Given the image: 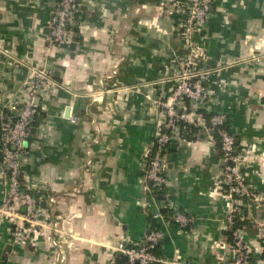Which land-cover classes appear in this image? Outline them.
I'll use <instances>...</instances> for the list:
<instances>
[{
	"label": "crops",
	"instance_id": "0c3cea01",
	"mask_svg": "<svg viewBox=\"0 0 264 264\" xmlns=\"http://www.w3.org/2000/svg\"><path fill=\"white\" fill-rule=\"evenodd\" d=\"M185 1L78 0L70 42L55 46L48 22L56 0H0V117L14 116L13 107L29 100L31 67H45L56 83L33 99L37 112L19 159L20 182L32 190L39 214L30 224L19 201L0 214V264H113L118 245L139 241L150 219L162 233L160 258L233 264L234 203L246 239L258 245L264 0L212 1L205 24L192 33L208 73L206 92L179 106L207 130L182 126L165 146L160 191L144 179L147 152L166 118L156 100L169 95L186 52L178 30ZM214 113L224 116L257 200L235 201L226 192L204 116ZM1 168L0 155V205ZM176 211L185 222L174 219Z\"/></svg>",
	"mask_w": 264,
	"mask_h": 264
},
{
	"label": "built area",
	"instance_id": "2783aa9c",
	"mask_svg": "<svg viewBox=\"0 0 264 264\" xmlns=\"http://www.w3.org/2000/svg\"><path fill=\"white\" fill-rule=\"evenodd\" d=\"M212 1L186 0L184 2V14L178 24V30L186 47L185 56L179 69L172 77L174 84L169 95L164 99L156 100L162 106L166 118L162 129L156 132L153 144L147 152L144 179L158 191L165 184L164 169L167 163L164 148L178 136L179 121L199 125L207 130L199 118L185 111L184 107L179 110V106L182 99L185 98L192 102L201 101L206 92L204 81L208 73L200 66L198 57L200 53L196 49L192 33L201 29L205 24ZM78 12V0H56L51 19L48 22V40L51 45L61 46L63 43L70 42L73 21ZM30 71L29 100L20 107H13L15 109L14 116L2 115L0 117L1 174L5 184V195L0 205V214L12 211L13 206L19 201L24 206L25 220L33 225L39 210L31 193L25 192L22 188L19 179V159L37 112L33 99L48 88L54 87L56 83L43 66H33ZM223 124L224 116L222 114L214 113L209 117V127L216 130L220 136L223 152L221 175L226 192L230 197L236 196L235 201L257 200L258 195L246 185L239 169L240 156L233 153L234 137L223 127ZM238 207L236 203L233 204L231 214L228 215L229 224H231L232 215L239 211ZM155 216H159V214ZM174 219L181 222L186 220L177 211ZM17 233L18 230H14V234ZM161 236L160 230H152L137 241L134 247L125 248L123 244H120L118 249L127 256L128 264H188L179 257L162 259L152 252ZM258 238V245L254 246L246 239L242 227L232 229L233 264H264V225L260 229Z\"/></svg>",
	"mask_w": 264,
	"mask_h": 264
},
{
	"label": "trees",
	"instance_id": "16d2710c",
	"mask_svg": "<svg viewBox=\"0 0 264 264\" xmlns=\"http://www.w3.org/2000/svg\"><path fill=\"white\" fill-rule=\"evenodd\" d=\"M36 110H37V106H36ZM204 116H205V118H207V123H208V125H209V117H210L211 115H210V114H207V115L204 114ZM179 125H180V131H179V132H181V127H182V126H186V125H187V126H190L191 128H193V127L191 126L192 124H190V123H188V122H185V121H179ZM223 127L226 129V127H225V123L223 124ZM226 130H227V129H226ZM211 136H212V139L214 140V142L216 143L217 148H219V151H220V153H221V158H222L223 152H222V149H221L220 136H219V134L217 133V131L214 130V129H212V131H211ZM233 153H234V154H237V152H235V150H233ZM22 188L24 189L25 192H28V193H31V192H32V190H30V189H28V188L26 189L24 186H22ZM234 197L236 198V196L233 195V198H234ZM164 210H165V209H164ZM239 216H240V215H239V212H237V213H235V215H234L233 218H232V223H233V225H232L231 228H230V235H231V231H232L233 228H239V227H241L242 224H243V222L240 221ZM150 222H151V225H150L149 229L147 230V233H150L152 230H157V229H158L157 225L153 223L152 219H150ZM158 230H159V229H158ZM147 233H146V234H147ZM136 242H137V241H136ZM136 242H131V243L123 244V246H124L125 248H132V247L135 246ZM158 244H159V241L156 243L155 247L152 249V252H153L156 256H158L157 253H156V248H157V245H158ZM158 257H159V256H158ZM113 264H128V262H127V256H126L125 254H123V253L116 254V255H115V260H114Z\"/></svg>",
	"mask_w": 264,
	"mask_h": 264
},
{
	"label": "water",
	"instance_id": "95a60500",
	"mask_svg": "<svg viewBox=\"0 0 264 264\" xmlns=\"http://www.w3.org/2000/svg\"><path fill=\"white\" fill-rule=\"evenodd\" d=\"M234 142H235V141H234ZM37 196H39V193L37 194ZM42 198H43V197H42ZM41 203L44 204V201L42 200Z\"/></svg>",
	"mask_w": 264,
	"mask_h": 264
}]
</instances>
